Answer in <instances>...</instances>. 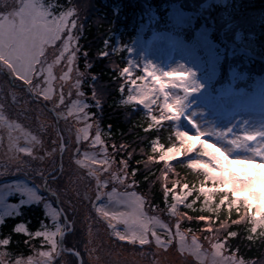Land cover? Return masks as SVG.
I'll return each instance as SVG.
<instances>
[{
	"label": "rangeland",
	"instance_id": "obj_1",
	"mask_svg": "<svg viewBox=\"0 0 264 264\" xmlns=\"http://www.w3.org/2000/svg\"><path fill=\"white\" fill-rule=\"evenodd\" d=\"M33 9L42 10L35 0H0V23L21 24ZM155 15L153 9L149 10L150 17ZM194 20L193 12L172 4L168 11L169 29L149 36L146 24L140 27L135 39L127 45L123 75L128 77V87L121 102L134 105L127 101V96L135 95L138 83L147 81L149 76V84H163L156 89L158 108L153 109L150 119L160 125L168 115L174 114L180 122L174 125L176 139L171 146L164 147L155 140L154 147L160 151L161 158L170 161L183 157L186 144L190 149L196 148L197 153L186 156V160L190 167L207 175L209 182L197 188L203 197L202 203L212 207L217 191L231 193L233 205L244 202L250 207L253 231H257L264 227V91L261 93L259 86L264 80L254 82L250 91L242 87L232 89L228 83L215 86L225 47L212 38V28L206 24L196 28L189 39L178 33L183 27L192 26ZM61 43L62 40L54 46L46 45L44 55L39 57L40 64L35 66L37 72L48 64L53 66L55 79L49 77L47 83L42 82L43 76L37 79L35 72L21 76L14 60L0 56V223L27 205H41L49 217L34 232L35 237L42 236L41 250L14 261L2 257L1 264H71L75 257L60 250L59 241L63 227L68 230L71 225L75 230L63 236L64 245L70 250L82 241L79 249L83 252L84 264H246L228 250L224 240L189 233L171 217L177 205L193 204L188 201L192 187L185 184L170 193L169 209L163 213L148 204L127 170L113 161L108 149L106 154L100 151L105 143L96 148L90 146L97 143L98 118L92 120L89 108L86 112L72 108L74 100L89 102L85 95H78L83 92V81L75 64L69 72L66 57L57 62ZM118 44L119 38H116L115 46ZM173 71L178 75L165 81ZM183 73L187 75L181 81ZM243 76L245 73L241 71L239 78ZM77 81L81 82L79 87H76ZM177 88H182L184 95ZM180 98L184 107L182 114L163 107L166 103L175 105ZM233 100H239L242 107L226 118L223 110ZM89 123L94 129L91 139L85 143L82 129ZM61 140L66 154L58 166ZM59 168L62 179H49L48 174L60 171ZM46 177L49 189L58 191L67 218H63L55 199L45 191ZM9 182H18V185ZM113 188L121 193L139 194L136 199L142 204L143 212L136 223L129 215V223L137 236L122 229L120 219L125 210L107 203ZM31 192L37 196L25 195ZM98 197H102L99 202ZM226 199L225 195L220 203ZM17 229L29 231L24 222ZM113 232L131 238L132 242L115 238Z\"/></svg>",
	"mask_w": 264,
	"mask_h": 264
},
{
	"label": "trees",
	"instance_id": "obj_2",
	"mask_svg": "<svg viewBox=\"0 0 264 264\" xmlns=\"http://www.w3.org/2000/svg\"><path fill=\"white\" fill-rule=\"evenodd\" d=\"M146 1L158 13L157 19L148 23L156 28H169L167 16L172 2L198 12L194 25L180 31L187 39L197 27L206 24L212 27V36L219 41L223 22L232 18L236 25L222 33L227 40H233L235 30H242L245 44L256 52L250 64L251 71L255 72V69L264 70V0H220L212 3L208 10L200 7L203 0H58L59 5L70 4L78 13L74 17L78 23L73 35L78 37L75 46L79 51L74 64L79 79L83 81L82 90L89 102L92 120L99 119L101 135L113 161L121 163L127 170L136 189L143 193L148 204L163 213L169 209L170 193L185 184L192 187L188 201H193V204L179 207L171 216L180 223V227L189 233L224 240L228 250L246 264H264V227L253 231L249 206L244 202L233 205L231 193L217 191L212 207H206L197 188L209 182L207 175L202 170L193 169L183 160L168 167L160 158V151L154 147L155 140L164 147L175 142L172 122L165 120L155 125L141 108L135 110L121 103V85L125 78L121 72L126 65L127 53L123 45L131 42L141 23L146 22ZM116 35L120 37V43L114 48ZM102 52L108 54L101 58ZM238 57L247 65L245 55ZM226 64L227 59L223 70ZM177 91L184 95L182 88H177ZM57 179H62L61 173L54 178ZM225 195L226 201L220 203ZM45 220L46 214L41 205H27L20 213L7 216L0 223V264L2 257L14 261L41 250L42 236L35 237L34 232L42 228ZM22 222L29 231L17 229V225ZM74 230L75 226L68 233ZM81 243L73 247L79 248ZM69 255L75 257H72L71 264H77L78 257L73 253Z\"/></svg>",
	"mask_w": 264,
	"mask_h": 264
},
{
	"label": "snow or ice",
	"instance_id": "obj_3",
	"mask_svg": "<svg viewBox=\"0 0 264 264\" xmlns=\"http://www.w3.org/2000/svg\"><path fill=\"white\" fill-rule=\"evenodd\" d=\"M35 4L42 10L39 12H36L34 9L30 10L29 15L25 18L23 23H0V56L14 60L21 70V76L25 73L31 75L35 72L37 79H40L43 76L44 80L42 82L47 83L49 77L55 79L53 66L48 64L44 68H41L38 72L36 71L35 66L40 64L39 57L44 55L46 45L48 47L54 46L56 41L62 40L57 62L63 61L66 57L67 65L69 66L68 71L71 72V66L76 61L77 52L79 51V48L74 46V42L78 40V37L73 35V30L77 28L78 23L77 19L74 17H76L78 13L75 7L70 4L66 3L65 5H59L58 0H35ZM65 33H67L66 38L62 39ZM84 54L87 55V53ZM107 54L108 53L106 52H102L101 58ZM147 71L148 69L146 68L145 72ZM176 75H178V73L173 71L168 73L164 79L165 81H168V78ZM186 75V73L180 74V80L183 81ZM93 79H95V76H93ZM149 80H151L150 76L147 81L138 83L136 86V94L127 96V101L136 105H142L147 110L148 117L151 118L154 115V106H157V101L155 100L156 89L163 87V84H149ZM80 83V81H77L76 87H79ZM36 87L40 88V84H37ZM184 91H188L187 87H184ZM78 95L83 96L85 94L81 91ZM146 101H150V103H146ZM60 103H64L62 90ZM81 104L82 106L77 107ZM177 105L179 106L178 108L176 107ZM99 106L100 103L97 101V107ZM89 107L90 105L86 101H72V108L79 112H86ZM163 107L170 109L177 115H180L183 111L182 99L180 98L176 100L175 105L166 103ZM161 110L163 111V109ZM88 118L90 119V117ZM158 119H161V117H158ZM92 128L93 124L89 123L85 129H82L86 137L85 143H87L92 137ZM95 129V139L97 143L90 145L93 148L104 145V141L101 138L102 131L98 124H95ZM100 151L106 154V145L100 147ZM92 155H95V153ZM121 183H123V181H121ZM9 184L17 186L18 182H9ZM129 187H131V185H129ZM12 194L15 193L12 192ZM190 194L191 193H189V195ZM25 195L28 196V198L37 196L34 192L27 193ZM138 195L139 194L129 192L121 193L118 189L113 188L108 194L107 201L109 205L114 204L118 208L125 210V214L121 217L120 223L122 225V229L125 231H132L133 236H137L138 234L133 230L132 223H129V215L132 217L133 223H136L140 214L143 212L142 204L136 199ZM100 199H102V197H98V202ZM48 219L49 217L46 215L45 221ZM114 235L115 238H118L123 242H132L129 237L119 235L118 233H115Z\"/></svg>",
	"mask_w": 264,
	"mask_h": 264
},
{
	"label": "water",
	"instance_id": "obj_4",
	"mask_svg": "<svg viewBox=\"0 0 264 264\" xmlns=\"http://www.w3.org/2000/svg\"><path fill=\"white\" fill-rule=\"evenodd\" d=\"M52 110H54L53 108H51ZM64 149H65V144H63L62 142V150L59 154V163H58V166H60L61 162H62V156H63V152H64ZM44 187L46 190L49 191L50 194L54 195L56 197V204L60 207V210L62 211V213L64 214V216L67 218L64 210L62 209V207L60 206V199H59V196L56 192L54 191H50L48 189V179H46V182L44 184ZM71 228H72V225H71ZM66 231H62L60 236H59V239H60V243H61V246L64 247V244H63V235L65 234ZM73 252L77 253V255L79 256V263L78 264H82V257L80 255V253L77 251V250H73Z\"/></svg>",
	"mask_w": 264,
	"mask_h": 264
},
{
	"label": "bare ground",
	"instance_id": "obj_5",
	"mask_svg": "<svg viewBox=\"0 0 264 264\" xmlns=\"http://www.w3.org/2000/svg\"><path fill=\"white\" fill-rule=\"evenodd\" d=\"M182 56L181 55H179V58H181ZM183 58V57H182ZM184 60H185V58H183Z\"/></svg>",
	"mask_w": 264,
	"mask_h": 264
}]
</instances>
